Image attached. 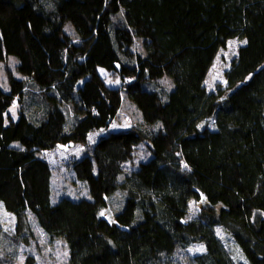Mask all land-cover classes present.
<instances>
[{
	"label": "trees",
	"instance_id": "obj_1",
	"mask_svg": "<svg viewBox=\"0 0 264 264\" xmlns=\"http://www.w3.org/2000/svg\"><path fill=\"white\" fill-rule=\"evenodd\" d=\"M231 39L245 44L209 91ZM11 56L0 202L16 227H0L10 257L0 264L30 244L31 218L50 242L64 240L68 264H264V0H0V61ZM125 99L142 124L110 131ZM208 120L215 130L200 128ZM76 145L83 155L67 165L90 199L53 203L44 154ZM138 145L152 157L128 172ZM109 198L114 222L101 215ZM218 228L247 263L233 260ZM193 244L206 252L179 262Z\"/></svg>",
	"mask_w": 264,
	"mask_h": 264
},
{
	"label": "rangeland",
	"instance_id": "obj_2",
	"mask_svg": "<svg viewBox=\"0 0 264 264\" xmlns=\"http://www.w3.org/2000/svg\"><path fill=\"white\" fill-rule=\"evenodd\" d=\"M245 44L242 39H231L227 42V46L224 49H220L214 64L211 67L208 77L205 81L209 91H213L218 84H225V72L230 68L231 63L238 53L239 48ZM18 64L17 59L11 56L6 62L0 61V87L4 91H9V78L8 72L16 76L15 66ZM99 72L102 76L106 75L105 69L100 68ZM110 86L119 87L120 80L115 78H108L107 80ZM163 84L169 86V81H164ZM9 113L16 119L18 115V104L15 102L9 109ZM142 124V118L137 110L136 106L125 99L119 113V116L112 123L110 131L127 130L140 126ZM200 128H209L215 130L216 126L213 120H208L200 124ZM97 135H91L90 140L94 142ZM84 147L76 145L65 149H56L52 152L44 154V157L50 162L52 166V202L57 203L63 197H69L72 199H90L89 192L83 183H78L75 180V176L71 168L67 163L70 158H79L83 155ZM151 154L144 145H138L135 148V155L132 162L125 165L126 171H131L137 167V165L143 161L151 159ZM113 195L112 197H114ZM111 197V198H112ZM109 198V208L102 211L103 217L110 222H114V209H116L115 200L112 201ZM197 205L195 202L191 204L190 217L195 215ZM31 222L34 230V238L28 245H21L18 248V254L14 263L11 264H24L27 256L32 255L36 258L38 264H68V248L63 239H58L54 242H50L44 235L36 221L31 218ZM0 227L3 232L10 235L14 234L16 227L15 217L5 210L4 205L0 202ZM217 235L224 247L230 253L231 257L236 262L247 263L242 250L235 243L234 239L226 234L221 228L216 229ZM3 248V250H2ZM8 249L1 244L0 240V254L1 256L8 255ZM206 252L203 244H193L186 250L180 251L178 254L179 262H191L192 258L201 255Z\"/></svg>",
	"mask_w": 264,
	"mask_h": 264
},
{
	"label": "snow or ice",
	"instance_id": "obj_3",
	"mask_svg": "<svg viewBox=\"0 0 264 264\" xmlns=\"http://www.w3.org/2000/svg\"><path fill=\"white\" fill-rule=\"evenodd\" d=\"M101 215H103V213H101Z\"/></svg>",
	"mask_w": 264,
	"mask_h": 264
}]
</instances>
